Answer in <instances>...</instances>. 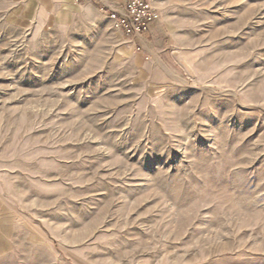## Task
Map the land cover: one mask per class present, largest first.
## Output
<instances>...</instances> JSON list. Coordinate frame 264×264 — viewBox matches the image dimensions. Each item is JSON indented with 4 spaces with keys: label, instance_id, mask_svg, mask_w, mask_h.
Instances as JSON below:
<instances>
[{
    "label": "rangeland",
    "instance_id": "obj_1",
    "mask_svg": "<svg viewBox=\"0 0 264 264\" xmlns=\"http://www.w3.org/2000/svg\"><path fill=\"white\" fill-rule=\"evenodd\" d=\"M149 1L0 0V264H264V0Z\"/></svg>",
    "mask_w": 264,
    "mask_h": 264
},
{
    "label": "built area",
    "instance_id": "obj_2",
    "mask_svg": "<svg viewBox=\"0 0 264 264\" xmlns=\"http://www.w3.org/2000/svg\"><path fill=\"white\" fill-rule=\"evenodd\" d=\"M160 14L149 0H125L121 11H110L113 28L134 45L135 40L146 36Z\"/></svg>",
    "mask_w": 264,
    "mask_h": 264
},
{
    "label": "crops",
    "instance_id": "obj_3",
    "mask_svg": "<svg viewBox=\"0 0 264 264\" xmlns=\"http://www.w3.org/2000/svg\"><path fill=\"white\" fill-rule=\"evenodd\" d=\"M72 1L73 0H16V2L20 3L21 6L23 5L24 11L26 12L29 8L32 9V11H37L39 16L41 17H53L58 14H67L70 13V10L72 9ZM105 5H107V9L110 11L112 10H121L119 8L118 10L112 6L111 0H104ZM27 13H25V16ZM158 26V23H153L151 25L149 35L153 38L156 36V28ZM147 34V35H148ZM146 35V36H147ZM125 41V39L123 38ZM127 45H133L129 41H125Z\"/></svg>",
    "mask_w": 264,
    "mask_h": 264
}]
</instances>
